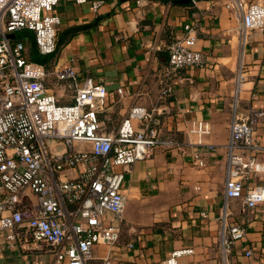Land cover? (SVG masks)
Wrapping results in <instances>:
<instances>
[{
  "label": "crops",
  "instance_id": "obj_1",
  "mask_svg": "<svg viewBox=\"0 0 264 264\" xmlns=\"http://www.w3.org/2000/svg\"><path fill=\"white\" fill-rule=\"evenodd\" d=\"M53 12L59 16L55 53L39 54L31 31L20 30V35L28 40L32 61L48 71L66 66L75 70V82L46 78L58 102L71 104L75 86L91 78L106 89L98 113L103 130L116 129L132 105H155L160 136L181 144L178 149H155L125 171L120 239L115 245H98L97 259L163 264L172 251L191 248L193 253L179 256L178 264H264V203L243 211L241 198L226 199L224 194L241 22L230 1L58 0ZM185 25L194 28L195 48L206 62L203 67L182 69L173 94L156 103L159 75L167 62L165 46L185 35ZM242 62L245 77L236 96L238 117L251 108H264V29L249 32ZM119 87L122 94L117 93ZM198 123L206 124L208 133L191 132ZM253 138L260 146L256 157L264 160V117ZM193 148L201 152L202 166L193 163ZM258 185H264V174L253 173L244 189ZM223 210L228 226L245 229V237L232 245L226 262L219 243ZM54 259L44 249L24 251L3 244L0 251V264H55Z\"/></svg>",
  "mask_w": 264,
  "mask_h": 264
},
{
  "label": "built area",
  "instance_id": "obj_2",
  "mask_svg": "<svg viewBox=\"0 0 264 264\" xmlns=\"http://www.w3.org/2000/svg\"><path fill=\"white\" fill-rule=\"evenodd\" d=\"M229 1L241 22L233 118L225 144L224 194L226 199L241 198L245 211L264 203V185L244 189L251 174H264V160L256 157L260 146L253 138L264 108H251L246 116L238 117L236 96L245 77L242 56L249 32L264 29V3ZM57 2L0 0V251L5 244L10 249L50 251L55 264H111L109 259H97L95 248L115 245L120 239L125 171L132 163L149 158L155 149H178L181 144L173 137L160 136L155 105H132L116 129L103 130L98 113L106 89L91 78L75 86L71 104L58 102L46 78L75 82V70L66 66L48 71L45 65L27 59L23 42L8 37L27 29L39 54L55 53L59 16L53 10ZM184 28L185 35L165 46L167 62L159 75L156 103L173 94L182 69L203 67L206 62L195 48L194 28ZM117 93L122 94V88ZM191 132L202 135L208 128L198 123ZM192 159L203 165L197 148ZM227 216L223 210L219 233L225 262L232 245L245 237L242 226L226 224ZM191 253V248L174 250L163 264H178L179 256Z\"/></svg>",
  "mask_w": 264,
  "mask_h": 264
},
{
  "label": "trees",
  "instance_id": "obj_3",
  "mask_svg": "<svg viewBox=\"0 0 264 264\" xmlns=\"http://www.w3.org/2000/svg\"><path fill=\"white\" fill-rule=\"evenodd\" d=\"M174 1H176V0H171V2H174ZM22 30L29 31L27 29H22ZM15 41H21V42H23L25 44V46L27 45V42H28V40L26 39V37L24 35L23 36L19 35L17 39H12V42H15ZM56 50H57V43H56ZM56 50H55V52H56ZM26 57H27V59L31 60L29 58V56H28V51L27 50H26Z\"/></svg>",
  "mask_w": 264,
  "mask_h": 264
},
{
  "label": "water",
  "instance_id": "obj_4",
  "mask_svg": "<svg viewBox=\"0 0 264 264\" xmlns=\"http://www.w3.org/2000/svg\"><path fill=\"white\" fill-rule=\"evenodd\" d=\"M189 1H190V0H176L177 3H187V2H189ZM14 36H15L14 33H11V34L8 35V37H9L10 39H14Z\"/></svg>",
  "mask_w": 264,
  "mask_h": 264
},
{
  "label": "rangeland",
  "instance_id": "obj_5",
  "mask_svg": "<svg viewBox=\"0 0 264 264\" xmlns=\"http://www.w3.org/2000/svg\"><path fill=\"white\" fill-rule=\"evenodd\" d=\"M14 34H15L14 39H17L18 36L20 35V31L15 32ZM30 54H33V52L31 50H30Z\"/></svg>",
  "mask_w": 264,
  "mask_h": 264
}]
</instances>
